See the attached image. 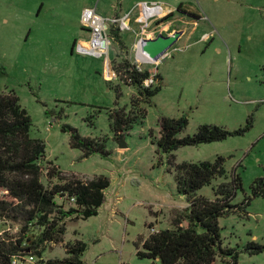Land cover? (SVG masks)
I'll return each instance as SVG.
<instances>
[{
    "label": "rangeland",
    "instance_id": "1",
    "mask_svg": "<svg viewBox=\"0 0 264 264\" xmlns=\"http://www.w3.org/2000/svg\"><path fill=\"white\" fill-rule=\"evenodd\" d=\"M154 1L177 8L171 20L176 30L194 28L192 17L183 19L180 7L201 13L206 22H197L193 37L176 43L158 63L150 62L139 48L142 68L161 76L162 89L152 98L143 123H135L119 143L109 111L129 109L135 91L116 80L111 62L125 52L111 37L105 57L78 53L76 44L90 37L81 16L89 7H97L108 19H123L130 11L131 30L121 34L129 59L136 60L135 43L143 26L136 18ZM157 28L154 24L147 31ZM205 32L210 33L207 41L196 43ZM179 46L183 48L174 51ZM10 93L28 111L31 137L45 142L46 163L58 167L62 178L110 180L97 216L67 219L64 241L40 247L46 261L74 257L68 251L82 241L86 249L80 260L85 264H151L137 257L136 243L170 229L188 207L177 191L176 165L213 162L220 156L227 175L213 180L198 196L214 199L219 186L241 178L233 204L245 210L219 219L222 247L238 250L239 264H264V251L252 253L256 249L248 248L264 247V0H0V94ZM163 116L188 118L182 137L208 124L244 133L181 147L173 152V160L159 153L154 142ZM64 126L83 137L106 138L111 155L83 157V151L71 147V133ZM47 167L41 178L51 188L60 182L48 177ZM257 180L262 184L254 196ZM69 208L65 204L64 209ZM6 227L15 232L20 226L9 221Z\"/></svg>",
    "mask_w": 264,
    "mask_h": 264
},
{
    "label": "trees",
    "instance_id": "2",
    "mask_svg": "<svg viewBox=\"0 0 264 264\" xmlns=\"http://www.w3.org/2000/svg\"><path fill=\"white\" fill-rule=\"evenodd\" d=\"M180 7L178 11H181ZM168 15L164 21L172 19ZM193 19L195 15H190ZM121 30L112 26L109 36L119 44L124 55L117 54L113 63L116 80L132 87L135 95L131 97L130 108L109 111L114 139L125 140L135 123H143L147 107L152 106V98L162 89V78L150 70H140L129 59ZM153 82L146 86L149 79ZM111 83V81H108ZM120 91V85L114 87ZM32 119L16 94H0V264H12L19 253L32 251L43 256L40 247L48 243H61L66 233L65 221L72 217L84 220L99 214L105 203V192L110 187L107 177H95L90 181L64 179L62 171L51 162L46 163L45 142L31 137ZM189 124L188 118L160 117L158 152L171 156L181 147L199 146L221 142L229 136L242 135L244 130L230 132L215 125H201L193 135L181 136ZM248 129V128H246ZM245 129V130H246ZM71 133V147L84 152L85 158L92 154L110 156L106 150V138H90L80 135L77 129L64 126ZM45 164L48 177H58L59 184L51 188L42 183ZM175 182L179 195L186 197L188 207L172 222L168 230L151 233L148 238L136 243L137 257L150 260L151 264H239L238 250L223 248L219 219L233 212L245 210L243 205H234L237 190L242 187L241 178L235 176L231 183H224L215 191V198L198 196V192L210 185L213 180L225 177V158L217 157L213 162L188 163L176 165ZM253 186L254 196L259 195L262 180ZM74 198L75 201L71 202ZM64 199L62 204L59 200ZM65 204L70 208L65 210ZM249 205V203H248ZM13 222L20 227L14 232L6 227ZM6 227V228H5ZM252 253L264 251V247L251 244ZM86 245L76 242L68 251L74 257L63 261L50 260V264H81L82 252Z\"/></svg>",
    "mask_w": 264,
    "mask_h": 264
},
{
    "label": "built area",
    "instance_id": "3",
    "mask_svg": "<svg viewBox=\"0 0 264 264\" xmlns=\"http://www.w3.org/2000/svg\"><path fill=\"white\" fill-rule=\"evenodd\" d=\"M166 7L163 3H153L150 6L143 8V13L136 19V22L142 23V30L139 35V40L136 43L137 49V58L135 64L140 70H143L142 64L144 63L139 59L138 56L139 48L142 49L141 43L144 39H155L158 33L167 32L168 28L160 26L156 33L149 35L147 29L151 27L154 20L161 21L166 18L169 13H166ZM130 14L122 18L108 19L98 13L97 7H89L83 11L81 16L82 26L88 30L90 37L86 41H80L76 44L78 53L82 55H87L95 58H102L106 55H109V49L112 45V38L109 36L110 28L114 25L121 31L131 30V18ZM150 36V37H149ZM152 36V37H151ZM106 41V46L103 47V42ZM150 62H153L151 59ZM154 63V62H153ZM113 76L116 78V74L113 73ZM153 82L152 78L145 82L146 86H149ZM75 199L72 198L71 202H74ZM3 223L0 220V224ZM154 231V230H153ZM12 259V264H50L49 261H46L43 256H38L32 251H27L25 253H19L15 255ZM67 264H77V263H67ZM81 264H85L83 261Z\"/></svg>",
    "mask_w": 264,
    "mask_h": 264
},
{
    "label": "crops",
    "instance_id": "4",
    "mask_svg": "<svg viewBox=\"0 0 264 264\" xmlns=\"http://www.w3.org/2000/svg\"><path fill=\"white\" fill-rule=\"evenodd\" d=\"M153 3H159V2H156V1H154ZM164 4V3H163ZM165 5V4H164ZM165 6H167L166 7V13H169V15L170 14H175V11H176V9L177 8H175V6H171V5H165ZM139 8H140V6H139ZM181 13H182V15H183V19H185V17H191L190 15L191 14H193V15H195L196 16V18H192V23L194 24V28H193V30L191 31V32H188V31H186V29H184V30H181V31H179V30H176V29H174L173 28V21L171 22V20H169V21H164V19L163 20H161V21H158V20H154V22H152L153 24L151 25V27L154 25V24H156L157 25V27H160V26H164L165 28H168V30H167V32H163V33H158V30L157 29H155V30H150V31H148V34L149 35H151V34H153L154 35V33H156V32H154V31H156L157 30V36L158 35H160V34H162V35H164V36H171V35H173V34H175L176 32H181V36L178 38V41H177V43L178 42H182V41H184V40H187V39H189V38H191V37H193L192 35H194V33L197 31L196 30V28L198 29L199 27L198 26H196V24H197V22H199V21H202V22H206V17L204 18L203 16H202V14L201 13H196V12H194V10H192V9H188V8H184V7H182V10L180 11ZM128 14H130L131 15V12L130 11H128V12H126L125 13V15L123 16V17H125L126 15H128ZM130 18H131V16H130ZM137 19V18H136ZM150 27V28H151ZM149 28V29H150ZM138 35V41H140L139 39V35H140V33H138L137 34ZM157 36H155V37H157ZM150 37V36H149ZM152 37V36H151ZM210 37V33L209 32H205V33H203L201 36H200V39H198L197 41H196V43L198 42V43H204L205 41H207V39ZM149 39H152V38H149ZM83 41H85V40H83ZM137 41V42H138ZM136 42V43H137ZM135 43V44H136ZM183 48V46H179L178 48L176 47V48H174V51H177V52H179V50L180 49H182ZM177 52H175V53H177ZM169 54H171V52H169ZM95 58V57H94ZM132 59V58H131ZM133 60V62L135 63L136 62V60H134V59H132ZM143 69H145V68H143ZM151 71V70H150ZM152 72V71H151ZM154 230V229H153Z\"/></svg>",
    "mask_w": 264,
    "mask_h": 264
},
{
    "label": "water",
    "instance_id": "5",
    "mask_svg": "<svg viewBox=\"0 0 264 264\" xmlns=\"http://www.w3.org/2000/svg\"><path fill=\"white\" fill-rule=\"evenodd\" d=\"M181 32H176L171 36L158 35L155 39H144L141 43L143 51L150 56L153 62L158 63L162 57L177 43ZM106 41L103 42V47Z\"/></svg>",
    "mask_w": 264,
    "mask_h": 264
}]
</instances>
